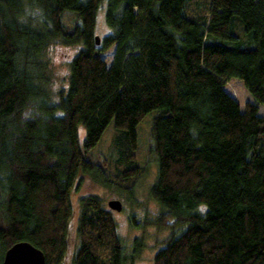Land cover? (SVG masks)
I'll list each match as a JSON object with an SVG mask.
<instances>
[{"label":"trees","instance_id":"obj_1","mask_svg":"<svg viewBox=\"0 0 264 264\" xmlns=\"http://www.w3.org/2000/svg\"><path fill=\"white\" fill-rule=\"evenodd\" d=\"M102 5L109 33L96 45ZM53 44L78 48L57 92L44 75ZM231 79L255 100L244 110ZM259 105L264 0H0V264L17 242L65 264L78 176L131 191L143 172L136 127L152 111L150 196L171 228L153 264H264ZM110 123L114 157L97 164L87 153ZM78 205L70 264H124L112 211L92 195Z\"/></svg>","mask_w":264,"mask_h":264},{"label":"rangeland","instance_id":"obj_2","mask_svg":"<svg viewBox=\"0 0 264 264\" xmlns=\"http://www.w3.org/2000/svg\"><path fill=\"white\" fill-rule=\"evenodd\" d=\"M104 5V3H103ZM96 13L95 33L99 38L109 33L104 23V6ZM64 20L70 24L72 17L70 14L64 15ZM244 27V26H243ZM249 35L245 32H238ZM252 37V35H250ZM249 37H243V43L249 44ZM253 42V41H252ZM253 46V43H252ZM248 47V46H246ZM78 51L77 47L50 45L43 57L46 63L44 75L50 79V89L57 92L61 88H66L69 73V62ZM107 64L111 61L112 49L100 53ZM226 90L239 102L244 110L247 102H255L243 82L238 79H231L225 85ZM260 114H264V106L259 105ZM157 112L152 111L136 127L138 139V162L143 168L142 174L135 181L131 191H127L120 185L106 183L98 175L80 174L75 182V187L70 194L72 207V217L69 224L68 242L69 248L65 258V264H70L71 255L78 243L76 235V223L79 211L78 201L81 197L92 195L101 199L103 205L117 200L121 203L120 211H112V216L116 222L117 234L124 249V264H153L154 254L165 244L171 235L170 227L158 225V221L166 210L162 209L150 196V190L156 182L158 175L157 157L150 151L151 148V128L153 119ZM113 123H110L103 133L96 146L87 153V157L93 162L100 164V158L112 160L114 155L111 151ZM84 130L78 129L79 141L82 142ZM107 173V172H106ZM121 184V182H119ZM122 185V184H121ZM108 208V207H107Z\"/></svg>","mask_w":264,"mask_h":264},{"label":"water","instance_id":"obj_3","mask_svg":"<svg viewBox=\"0 0 264 264\" xmlns=\"http://www.w3.org/2000/svg\"><path fill=\"white\" fill-rule=\"evenodd\" d=\"M95 44L100 43L98 36L94 37ZM110 210L120 211L121 203L112 200L107 203ZM2 264H45L43 253L28 242H17L9 247L3 255Z\"/></svg>","mask_w":264,"mask_h":264}]
</instances>
